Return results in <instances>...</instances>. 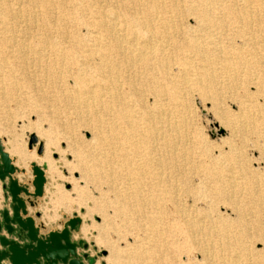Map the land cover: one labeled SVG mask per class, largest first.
<instances>
[{"label": "bare ground", "instance_id": "6f19581e", "mask_svg": "<svg viewBox=\"0 0 264 264\" xmlns=\"http://www.w3.org/2000/svg\"><path fill=\"white\" fill-rule=\"evenodd\" d=\"M0 71L1 105L72 110L62 138L73 166L85 181L116 190V213L148 217L153 229L157 214L168 215L203 259L235 248L245 256L255 238L264 264V165L236 159L245 138L264 143V119L261 128L244 112L253 115L257 104L238 103V122L226 131L232 142L216 154L192 143L183 116L192 97L218 100L246 79L264 92V0H0ZM78 126L90 132L88 142L79 141ZM45 136L43 147L55 143ZM7 142L14 165L34 161L57 176L48 152L36 158L15 135ZM39 144L36 137L31 147ZM226 159L230 168L218 165ZM237 187L252 201L233 198ZM56 196L62 204L64 194ZM222 203L232 217L216 211ZM252 207L254 221L245 218Z\"/></svg>", "mask_w": 264, "mask_h": 264}, {"label": "rangeland", "instance_id": "374dc122", "mask_svg": "<svg viewBox=\"0 0 264 264\" xmlns=\"http://www.w3.org/2000/svg\"><path fill=\"white\" fill-rule=\"evenodd\" d=\"M71 13L69 9H66L65 16L69 18ZM80 30L82 32V29L78 31L80 32ZM12 74L15 77L19 75L16 71H13ZM3 76L1 72L0 79L4 78ZM67 84L71 86L72 82L68 81ZM237 86L234 87V92L222 93L218 100L194 96L188 102V109L183 112L185 130L192 143L207 144L211 154L227 149L229 143L232 142L226 131L229 124L238 122L237 115L240 112L238 103H245L246 100H249L251 103L257 104L256 109H253V115L251 114L252 109H249L250 111L244 109V112H248L247 114L253 116L252 118L257 120L262 128V118L264 119V92H262V87L254 90L248 79L242 81L239 85L237 84ZM246 89L251 92L250 97L244 96L243 92ZM43 103L40 106L33 104L31 106L29 104L17 106L14 105L13 101L6 103V106L0 104V127H9V130L6 129L8 132H0L3 146H8L7 137L9 135L11 138L15 135L17 142L25 146V149L36 158H42L43 154L48 152L51 166L54 172H57L55 177H51L50 171L45 173L44 193L36 200L35 208H29V213L34 217L35 212L40 213L39 217H35L36 223H43L46 228H60L61 223L70 216L78 215L82 219V233L78 235L88 242L90 248L95 251L94 254L104 264H262V259L254 256L255 253L258 255L262 252V243L255 238L248 239L250 242L247 241L249 247H247L245 256H236L235 251L239 252V249L235 248L216 250L214 256L203 259L194 252H198L194 246L186 243L185 232L182 230L179 221L175 222L168 215L162 214L160 216L161 214H157L155 218L157 222L154 224L153 229L146 220L148 217L145 218L130 213H116L113 209L117 204L114 199V191L116 190L106 191L105 183L101 180L85 181L81 177V169L73 166L72 154L67 150L65 139L62 137L69 135L67 125L75 122L74 113L63 104ZM8 111L11 116L7 119L8 116H5L4 112ZM86 116L90 118V115ZM83 117L86 118L85 115ZM88 118H86V121L89 120ZM76 129L79 141L88 142L90 132L82 126H78ZM40 130L45 135L53 138L55 143L48 145L46 148L42 146V152L38 154L37 145H34L35 148L29 147L28 142L29 135L33 134L44 145L46 136L38 135L37 131ZM244 140L243 143L238 145L236 159H239L240 163H244L248 167L253 168L255 165L254 168H262L264 165V159H262L264 158V143L262 141L253 143L249 139L247 141L246 138ZM10 155L14 157L15 162L17 156L12 153ZM222 161V163L219 161L218 165L222 167L227 165L228 168L232 166L233 162L231 160ZM18 164V167L21 166V169H24V173H19V177H17L24 182L29 181L32 178L30 165L27 161L25 163L18 162ZM232 169L235 170V168ZM110 186L112 189L115 187L114 184H110ZM59 193L65 196L62 204L57 203L59 200L56 195ZM234 194L233 198L239 201H252L253 196L246 195L240 187L236 188ZM228 201L229 198L224 202ZM6 202H1L0 193V203L5 205ZM197 204L201 206L202 202ZM224 204L222 203L221 207L218 205L215 208L216 211L224 216L232 217V213H228L229 210L225 208L226 205ZM259 208L263 210L264 204L259 205ZM249 210H247L245 218L254 221L253 218L257 217L255 208L252 207ZM263 225L264 218H262ZM188 244L191 251L189 253L186 252V245ZM235 257L239 260L237 261Z\"/></svg>", "mask_w": 264, "mask_h": 264}, {"label": "water", "instance_id": "95a60500", "mask_svg": "<svg viewBox=\"0 0 264 264\" xmlns=\"http://www.w3.org/2000/svg\"><path fill=\"white\" fill-rule=\"evenodd\" d=\"M36 142L29 137L28 146ZM42 144L37 153L41 154ZM32 178L20 180L16 174L24 169L14 165V159L4 150L0 140V181L5 189L6 205L0 203V264H95V257L87 252L83 240L74 239L73 232L79 231L82 219L70 216L62 227L45 230L43 223H36L29 208L44 193L46 165L30 162ZM104 264V262H101Z\"/></svg>", "mask_w": 264, "mask_h": 264}, {"label": "crops", "instance_id": "0c3cea01", "mask_svg": "<svg viewBox=\"0 0 264 264\" xmlns=\"http://www.w3.org/2000/svg\"><path fill=\"white\" fill-rule=\"evenodd\" d=\"M14 159V158H13ZM19 168H22L21 166L19 167ZM17 175V174H16ZM18 176V175H17ZM19 177V176H18ZM1 186H2V182H0V193H1V202L2 201H4V202H6V199H4V196H3V194L5 195V189H1ZM37 204V203H36ZM6 205V204H5ZM33 208V207H32ZM31 208V209H32ZM34 208H35V206H34ZM30 210V209H29ZM62 225H63V222L61 223V227H62ZM49 229H56V228H46L45 227V230H49ZM82 233V222H81V225H80V228H79V231L77 232V233H75V232H73V238H76V239H83L82 237H80L78 234H81ZM83 242L84 243H87V245H88V248H87V252L89 253V255L90 256H93V257H95V264H101V262H103L101 259H99L98 258V256H96L94 253H95V251L94 250H92L90 247V245L88 244V242H86L84 239H83Z\"/></svg>", "mask_w": 264, "mask_h": 264}]
</instances>
